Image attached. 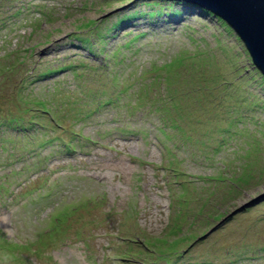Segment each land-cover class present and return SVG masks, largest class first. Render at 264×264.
I'll return each instance as SVG.
<instances>
[{"label":"rangeland","instance_id":"obj_1","mask_svg":"<svg viewBox=\"0 0 264 264\" xmlns=\"http://www.w3.org/2000/svg\"><path fill=\"white\" fill-rule=\"evenodd\" d=\"M140 1L0 0V264H264L263 74L192 2L118 21Z\"/></svg>","mask_w":264,"mask_h":264},{"label":"water","instance_id":"obj_2","mask_svg":"<svg viewBox=\"0 0 264 264\" xmlns=\"http://www.w3.org/2000/svg\"><path fill=\"white\" fill-rule=\"evenodd\" d=\"M222 17L240 36L264 75V0H184Z\"/></svg>","mask_w":264,"mask_h":264},{"label":"trees","instance_id":"obj_3","mask_svg":"<svg viewBox=\"0 0 264 264\" xmlns=\"http://www.w3.org/2000/svg\"><path fill=\"white\" fill-rule=\"evenodd\" d=\"M142 4H145V5H147V6H158L156 9H152V10H149V11H138V10H134V11H131V12H129L128 14H125L124 16H123V18H121V19H119L118 21H122L123 19H125V18H128V17H137L138 15H151V16H157V15H163V14H175V15H177V14H180V12H181V10L180 9H178L177 7L176 8H173V9H168V6H165V5H163V4H161V3H159L158 1H156V0H154L153 2H150V0H141L140 1ZM174 2V1H173ZM166 9H168V10H166ZM202 11L205 13V14H207V15H210V16H215L217 19H218V21L221 23V24H223V26H225L227 29H230V30H233L232 29V27L230 26V25H228V23L222 18V17H220L219 15H216V14H214V12L213 11H211L210 9H208V8H202ZM93 22L95 21L94 19L92 20ZM118 21H116V22H114V23H112L111 24V26H109V27H107L106 28V31H109L111 28H114L115 26H119V23H118ZM89 22H91V21H89ZM97 27H99V25H97ZM108 28H109V30H108ZM95 30H96V35L97 36H99V34H101V32H100V29H96L95 28ZM78 34L76 33V36H77ZM239 36V35H238ZM100 37V36H99ZM239 38H240V36H239ZM241 39V38H240ZM83 40H85V41H87L88 43H89V47H90V45H92L93 44V42L89 39V38H85V37H83ZM242 40V39H241ZM248 50V49H247ZM249 52V51H248ZM262 80H264V76L262 77ZM211 120V119H210ZM175 127H181L180 126V124L178 123V124H176L175 125ZM160 129H161V131L164 133V135L165 136H167V134H168V136H169V133H167L168 131H167V129L164 127V126H161L160 127ZM73 130H75L74 128H73ZM75 133V137L74 138H76L77 139V144L78 145H81L80 143H82L84 140H87V141H92V137H91V135H88V134H85L84 132H82L81 131V129H80V131H74ZM81 138H83V140H81ZM51 138H48V139H46V141L47 140H50ZM94 141V140H93ZM80 142V143H79ZM96 142V141H95ZM74 142L72 141V139L70 140V141H66V142H63V146H65L68 150H74L75 148H76V146H75V144H73ZM82 146V145H81ZM166 151H167V153H168V158H170V160H171V162H176V157L177 156H175L176 154L174 153H169V151H171V148H170V146L169 145H167L166 146ZM12 155H14V156H16L17 154L16 153H11ZM19 156V158L18 159H16V160H22V158L20 157L21 156V154L20 155H18ZM12 163V162H11ZM172 167V166H171ZM11 170L13 171V172H22V169H18L16 166H14L13 168H11ZM175 170V169H174ZM175 171H178V172H176L177 173V175H178V178H181L182 176H184L183 174H184V171L181 173V171L180 170H175ZM4 174H7L6 172H4ZM206 178H207V176H206ZM208 178H210V177H208ZM1 181H0V189H3V191H6V192H8L9 190V186H8V180L7 181H4V180H2V179H0ZM54 184H55V182H53V183H48L47 185L45 184L44 186H42V184L39 186V187H42V188H52L53 186H54ZM45 186H47V187H45ZM38 188V187H37ZM36 188H32V189H30V193L33 191L34 192V190H35ZM11 190V189H10ZM10 192V191H9ZM49 194V191H46L45 192V194H42V192H39L38 193V195L36 194L35 195V197L33 198V199H31L32 201L31 202H33V205H36V204H38V203H40V202H42V200L44 201V199H47L50 195H48ZM28 207V206H27ZM27 210V209H26ZM28 215V214H27ZM27 215H26V217H27ZM29 216V215H28ZM34 218V216H32V217H30V219H29V221L31 220V219H33ZM26 222H27V220H25ZM78 220H75L74 222H77ZM81 224H82V222H81ZM147 244V243H146ZM87 245H88V243H87ZM89 247V246H88ZM105 254V253H104ZM105 256L106 255H103V261L105 260ZM111 257V256H110ZM106 258H108V257H106Z\"/></svg>","mask_w":264,"mask_h":264},{"label":"clouds","instance_id":"obj_4","mask_svg":"<svg viewBox=\"0 0 264 264\" xmlns=\"http://www.w3.org/2000/svg\"><path fill=\"white\" fill-rule=\"evenodd\" d=\"M201 8H204V7H201ZM229 25V24H228ZM253 60V59H252ZM254 63V62H253ZM256 66V65H255ZM262 73V72H261ZM263 74V73H262ZM264 76V75H263Z\"/></svg>","mask_w":264,"mask_h":264}]
</instances>
